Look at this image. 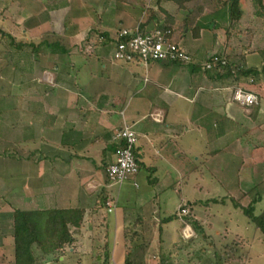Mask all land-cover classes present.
I'll list each match as a JSON object with an SVG mask.
<instances>
[{
  "label": "crops",
  "instance_id": "0c3cea01",
  "mask_svg": "<svg viewBox=\"0 0 264 264\" xmlns=\"http://www.w3.org/2000/svg\"><path fill=\"white\" fill-rule=\"evenodd\" d=\"M219 1L199 0L201 15L195 20L206 12L227 11ZM256 2L240 0L241 12L248 4L253 10ZM259 2L261 11L249 15L258 23L264 14V0ZM68 3L74 17L58 27V35H50L54 41L39 44L57 49L30 48V55L15 54L18 61L7 68L12 91L11 101L0 108V150L7 147L10 155L0 157V213L8 212L0 218L12 230L0 234V252L11 248V257L0 264H14V210L83 212L73 246L58 262L48 257L43 264H64L65 259L73 260L67 264H160L162 236L176 231L170 226L174 220L182 236L191 227L186 218L199 223L195 209L186 206L190 201L172 216L159 207L160 197L185 180L198 178L194 187L200 189L228 187L233 199L239 190L245 196L240 186L246 181L243 189H262L259 198H264V48L256 36L264 34L256 28L244 46L241 32L229 39L228 27L216 28L218 21L209 30L195 26L191 14L178 45L195 64L122 63L112 56L118 32H152L156 22L178 28L186 12L174 2L157 0ZM47 20L38 30L51 24ZM215 55L228 58V66L205 70L202 64ZM243 69L254 74L244 75ZM237 87L256 94L258 104L247 110L234 103ZM124 126L137 136L138 173L112 184L106 169L115 161L114 134ZM126 187L135 189L132 207L125 201ZM183 208L188 214L180 217Z\"/></svg>",
  "mask_w": 264,
  "mask_h": 264
},
{
  "label": "rangeland",
  "instance_id": "374dc122",
  "mask_svg": "<svg viewBox=\"0 0 264 264\" xmlns=\"http://www.w3.org/2000/svg\"><path fill=\"white\" fill-rule=\"evenodd\" d=\"M219 2L222 3V0ZM224 2H228L229 4V0H224ZM260 3L257 0L254 3V6H256L253 10L250 4L245 6V13H241L238 22H232L233 27H231L229 12L226 10L222 11V9L215 10L217 11L216 13L215 11L206 12L198 20L195 19L201 15V12L199 14L191 13L193 14V20L191 22L194 21V23L205 25V28L209 30L210 26L218 21L215 26L216 28L223 25V27H231L234 33L236 30L241 32L238 37H243L245 42H243V45L245 46L247 45L246 39L249 38L250 34L254 33L256 28L258 30L257 33L264 34V14L259 19V23L258 20L254 21V19H250L251 17H249V15L253 16L252 12L254 14V10L256 9L257 11H261ZM245 4L247 3L244 2ZM68 5V0H0V30L3 32L0 33V63L5 62V66L0 69V108L8 105L9 101H11L9 95L12 89L9 86L10 82L7 68L8 65H13L14 62L18 61V56L14 55L19 53L22 55H30V48L33 47L28 44L31 42L34 44L33 46L37 47L40 42H44L43 40L50 39V41H54L50 35H58L57 33L59 31L56 30L61 29L58 27L63 25L64 28L68 25V19L71 16L74 17L69 8L66 9V7H69ZM31 18L36 19L34 22L35 25L32 26L34 28L36 26L39 27L45 19H48L47 21L51 22V24L46 29L41 30H38L36 27L37 30L31 34L28 29H25V26L23 27L25 21ZM7 35L12 37L11 39L15 41L14 43L16 45H22V48L20 50L13 48L10 45L11 39ZM259 35H256L257 38H260L258 44L264 48L262 45L264 36L258 37ZM43 49L45 47H40L39 52L41 50L43 51ZM20 64L22 65V62ZM3 70H5L4 73L2 72ZM6 133V131L3 133L5 134L4 136H6ZM8 152L9 149L7 147L4 150H0V157L8 159L10 155ZM206 175L208 174H202V176ZM255 175L257 178L263 176L260 173H256ZM195 181L198 182L199 180L192 176L191 179L185 180L179 188L168 191L165 197H160L159 207L162 213L172 216L180 204L186 205L187 201H190V204L186 206L190 209H195L193 215L199 219V225L203 231L197 235L193 227L189 228L186 226L184 236H182L179 230V224L177 220H174L175 223H172L170 226L173 229L175 228L176 231L172 230L170 232L168 230V234L163 233L161 254L171 260L170 264H264V237L256 228L255 224L244 216L242 211V209L250 205L253 199L252 195H259L263 190L257 189L252 192L250 189H243L247 184L245 181L241 184L240 189L244 191L245 196L247 195L246 198H243L245 196L239 190V192H235V198L233 199L228 196L229 193L226 189L228 187L215 188L207 186L200 189L194 187ZM125 189L127 190L125 195L126 204L132 207L135 189L134 191L129 187ZM112 192L116 195L118 187L115 186ZM213 197H215L214 200L216 199L217 203L209 201ZM196 200L203 201L204 204H196L194 207L193 202ZM232 200L239 204V208H236ZM263 209L264 198L255 205L254 214L259 215ZM7 212L0 214L5 215ZM4 217L6 218V216ZM2 220L0 218V234H5L6 232L11 233L12 228L10 227L9 229L8 222L5 221L3 223ZM10 250L11 248L8 252L7 250L4 253L0 252V260L4 258L7 261L11 257ZM59 259L61 260V257ZM72 261L71 259H65L64 264L72 263ZM56 262H58V259H56Z\"/></svg>",
  "mask_w": 264,
  "mask_h": 264
},
{
  "label": "trees",
  "instance_id": "16d2710c",
  "mask_svg": "<svg viewBox=\"0 0 264 264\" xmlns=\"http://www.w3.org/2000/svg\"><path fill=\"white\" fill-rule=\"evenodd\" d=\"M162 1L174 2L178 5V8L186 12V17L183 24L178 28H167L165 25H160L156 22V29L154 31H162L168 29L170 31L169 40L172 43L178 44V42L184 37V30L189 25L187 22L188 17L191 15V9L193 12L198 11L199 0H157L158 3ZM211 0H208V2ZM215 1V0H213ZM240 0H229L223 4V7L229 12V19L233 27L232 22H238L241 15ZM199 12V11H198ZM35 18H31L25 21L24 26L26 29H30L35 22ZM187 23V24H186ZM195 26L199 24L195 23ZM227 28L226 33L228 38L237 36V30ZM152 31V32H154ZM140 33L144 32L142 28H139ZM0 33H3L0 30ZM5 36V34H3ZM11 39L10 37H8ZM10 45L13 48L20 50L22 45L15 44L11 39ZM32 50L39 51L40 47H48L56 50L54 45H38L32 46ZM261 56L264 63V52H261ZM226 60L228 58L225 57ZM227 62V61H226ZM228 66V64H227ZM244 75H252L253 71L241 70ZM257 198L251 200L250 205L247 208L242 209L244 216H246L256 228L262 233L264 237V209L259 215H255V205L261 201L259 195ZM233 201V200H232ZM211 202L217 203L216 200ZM207 204V203H205ZM236 208H239V204L233 201ZM83 212L79 210H46V211H21L14 210L13 212V241H14V264H43L48 257H54L59 259L63 256L65 249L71 248L75 242L73 236L75 230L79 229L82 224ZM186 222L193 227L194 231L198 235L203 231L198 222L192 218H186ZM171 260L167 259L165 255L160 256V264H170Z\"/></svg>",
  "mask_w": 264,
  "mask_h": 264
},
{
  "label": "built area",
  "instance_id": "2783aa9c",
  "mask_svg": "<svg viewBox=\"0 0 264 264\" xmlns=\"http://www.w3.org/2000/svg\"><path fill=\"white\" fill-rule=\"evenodd\" d=\"M170 31H154L140 33L139 28L134 31L122 30L114 39L113 60L122 63L140 61L143 64L149 62L180 63L185 65L195 64V59L178 44L169 40ZM207 71L220 72L227 67L223 57L211 56L202 64ZM253 83V79H249ZM232 101L239 106L250 109L258 104V97L253 92L243 87H237L232 94ZM157 122L160 118L155 119ZM113 141L117 144L114 163L106 169V178L112 184H121L130 180L138 173V164L135 157L137 144L136 133L130 126H124L115 132ZM187 215V209H180L179 216Z\"/></svg>",
  "mask_w": 264,
  "mask_h": 264
}]
</instances>
